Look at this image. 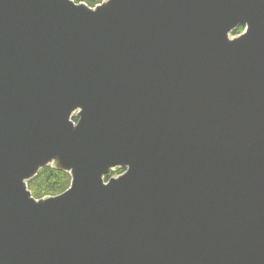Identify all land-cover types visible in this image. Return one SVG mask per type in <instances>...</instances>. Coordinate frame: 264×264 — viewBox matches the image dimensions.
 <instances>
[{"label":"water","instance_id":"obj_1","mask_svg":"<svg viewBox=\"0 0 264 264\" xmlns=\"http://www.w3.org/2000/svg\"><path fill=\"white\" fill-rule=\"evenodd\" d=\"M0 264H264V0H0Z\"/></svg>","mask_w":264,"mask_h":264},{"label":"trees","instance_id":"obj_2","mask_svg":"<svg viewBox=\"0 0 264 264\" xmlns=\"http://www.w3.org/2000/svg\"><path fill=\"white\" fill-rule=\"evenodd\" d=\"M76 3H86L90 7H96L105 0H74ZM244 26H240L233 35H239L243 32ZM74 118V121H77ZM124 169H116L115 172L109 173L106 180L111 177L124 173ZM71 185V176L69 173L47 167L41 170L36 178L28 182V188L36 199L54 197L64 193Z\"/></svg>","mask_w":264,"mask_h":264},{"label":"rangeland","instance_id":"obj_3","mask_svg":"<svg viewBox=\"0 0 264 264\" xmlns=\"http://www.w3.org/2000/svg\"><path fill=\"white\" fill-rule=\"evenodd\" d=\"M241 34V33H240ZM232 36H235V35H233V33H232ZM237 36V35H236Z\"/></svg>","mask_w":264,"mask_h":264},{"label":"clouds","instance_id":"obj_4","mask_svg":"<svg viewBox=\"0 0 264 264\" xmlns=\"http://www.w3.org/2000/svg\"><path fill=\"white\" fill-rule=\"evenodd\" d=\"M70 3H71V0H70Z\"/></svg>","mask_w":264,"mask_h":264}]
</instances>
